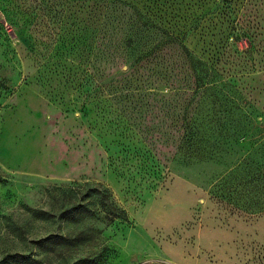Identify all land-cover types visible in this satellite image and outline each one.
Here are the masks:
<instances>
[{
  "label": "rangeland",
  "instance_id": "obj_1",
  "mask_svg": "<svg viewBox=\"0 0 264 264\" xmlns=\"http://www.w3.org/2000/svg\"><path fill=\"white\" fill-rule=\"evenodd\" d=\"M264 264V0H0V264Z\"/></svg>",
  "mask_w": 264,
  "mask_h": 264
},
{
  "label": "trees",
  "instance_id": "obj_2",
  "mask_svg": "<svg viewBox=\"0 0 264 264\" xmlns=\"http://www.w3.org/2000/svg\"><path fill=\"white\" fill-rule=\"evenodd\" d=\"M75 264H92V263L88 261L87 259H84V260L76 262ZM149 264H154V263H149Z\"/></svg>",
  "mask_w": 264,
  "mask_h": 264
}]
</instances>
